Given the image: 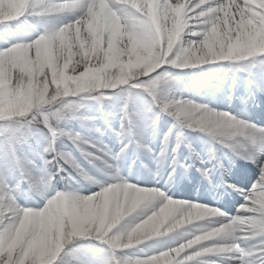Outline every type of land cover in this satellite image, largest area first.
Segmentation results:
<instances>
[{"label": "snow or ice", "instance_id": "6c2138e0", "mask_svg": "<svg viewBox=\"0 0 264 264\" xmlns=\"http://www.w3.org/2000/svg\"><path fill=\"white\" fill-rule=\"evenodd\" d=\"M257 97L264 0H0V264H264V123L248 112ZM85 100L99 110L81 112ZM221 101L229 110L212 107ZM177 105L227 122L226 138L201 137L202 156L191 128L177 135ZM69 119L81 130L63 127ZM161 156L164 190L132 182L133 165L159 177ZM80 180L97 191L78 194ZM182 180L190 200L168 191ZM198 185L221 206L203 203ZM233 196L234 214L224 210ZM240 220L252 227L233 231Z\"/></svg>", "mask_w": 264, "mask_h": 264}, {"label": "rangeland", "instance_id": "374dc122", "mask_svg": "<svg viewBox=\"0 0 264 264\" xmlns=\"http://www.w3.org/2000/svg\"><path fill=\"white\" fill-rule=\"evenodd\" d=\"M70 18V17H69ZM61 19H64V18H59V19H56L54 21H52V23L54 24H58L60 23ZM203 67V66H202ZM257 100V99H256ZM254 105H257V101L253 102ZM216 104H213L212 107L215 108ZM250 109V108H249ZM248 109V112H249V115L252 117V120L256 123H264V112L262 111L257 113V111L255 113H252L250 114V110ZM254 117V118H253ZM114 124L116 127H119V123L116 124L115 123V120H114ZM98 126H99V122H98ZM167 130H164V129H161L159 130L158 134H157V139L154 141V143H152L150 145V147L152 148L153 150V153L156 154L157 156L159 155V152L161 150V146H162V134L163 132H165ZM205 138L208 137V136H204ZM104 143L112 150L113 153L115 152H118L120 150V145L119 143L116 141V139L114 137H111L110 135H105L104 137H102ZM206 149H207V145H203L200 150H198V147H196V150L198 152H201L202 156L204 154V152H206ZM132 152H133V148L130 147V149L128 150V155L131 156L132 155ZM129 164H131V161L129 160L128 161ZM140 162L137 161V164H139ZM143 163L144 164H147L148 167H150L153 171H156V167L157 165L155 164V162H153L152 160H150L149 158L147 157H143ZM170 171L169 167H168V161L167 159L165 160L164 162V165L163 167L160 169V178H161V183L165 180H167V173ZM122 175H129L128 171L126 170V167L124 169H122ZM132 174H133V181L132 182H137V179L136 177H140L139 178V183L143 184V185H147V186H156V187H161L158 186L159 183L157 182V180H153L152 177H150L148 174H147V171L143 168V167H140V168H137L135 165L132 166ZM77 191H78V194L80 195H88L92 192H95L97 191V188L93 185H91L90 189L88 191H84V188H75ZM161 190H164L162 187H161ZM168 191L171 192V193H174V194H186L187 192L183 191L182 189H180V187L178 186H174L173 183L168 187ZM239 200V197L236 198ZM176 234H170L169 236H166L164 238H161V239H168V237H174Z\"/></svg>", "mask_w": 264, "mask_h": 264}, {"label": "clouds", "instance_id": "9594fccd", "mask_svg": "<svg viewBox=\"0 0 264 264\" xmlns=\"http://www.w3.org/2000/svg\"><path fill=\"white\" fill-rule=\"evenodd\" d=\"M61 84H64V81H61ZM47 96V93H44L43 97H40L39 100L43 101ZM177 111L181 113L178 117V123L181 127V131L177 133L178 136H182L184 128H191L193 131H199L206 134L212 139H224L226 138L228 132V124L225 121H222L218 117L210 116L209 114L203 112L199 108L187 106V105H177L174 106ZM145 145L138 144V148H144ZM166 146L161 149V152H166ZM165 159L163 156L157 161L158 168L161 169L164 165ZM60 214L58 209H54L51 213L53 218L58 217ZM64 215H70L65 207L63 209ZM195 215V214H194ZM252 225L246 223L244 220H240L233 227V231H245L251 228Z\"/></svg>", "mask_w": 264, "mask_h": 264}, {"label": "trees", "instance_id": "16d2710c", "mask_svg": "<svg viewBox=\"0 0 264 264\" xmlns=\"http://www.w3.org/2000/svg\"><path fill=\"white\" fill-rule=\"evenodd\" d=\"M33 22L35 23V21H33ZM203 67H205V66H203ZM238 75H245V74H238ZM82 104L84 106L80 109V111L83 113H86V114H95L100 108V105L98 103H96L95 101L85 100V101H82ZM104 107H105L106 111H110L109 105L107 103L104 105ZM161 122H160V124H161ZM63 127H65L67 130H71V131H77L78 132L79 130H81L80 123L76 120H71V119L65 120L63 122ZM69 148L71 149V145H69ZM74 155L79 157L77 155V152H74ZM56 187L59 191H63L64 190V181H60V183ZM172 239H173L172 237H168V239H165V240L171 242ZM82 243H86V244H90V245H96L95 241H82ZM102 247H103L102 245L95 247L92 250L90 259H95L99 255H101L100 249ZM66 259H71V257H66Z\"/></svg>", "mask_w": 264, "mask_h": 264}, {"label": "bare ground", "instance_id": "6f19581e", "mask_svg": "<svg viewBox=\"0 0 264 264\" xmlns=\"http://www.w3.org/2000/svg\"><path fill=\"white\" fill-rule=\"evenodd\" d=\"M214 206L220 207L221 205H214ZM233 209H234V205L228 207V211L230 210L232 212Z\"/></svg>", "mask_w": 264, "mask_h": 264}]
</instances>
